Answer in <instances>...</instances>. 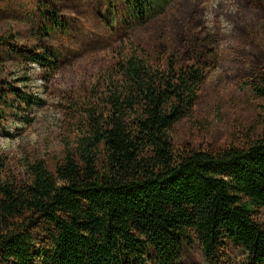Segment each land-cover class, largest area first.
I'll return each mask as SVG.
<instances>
[{"label":"trees","instance_id":"trees-1","mask_svg":"<svg viewBox=\"0 0 264 264\" xmlns=\"http://www.w3.org/2000/svg\"><path fill=\"white\" fill-rule=\"evenodd\" d=\"M31 1L36 44L0 34V122L38 103L9 80L6 62L35 64L47 81L63 63L49 41L80 21L63 12L82 14L88 0ZM97 1L130 29L169 2ZM242 1L259 16L243 73L259 107L255 137L242 147L176 146L172 132L196 105L213 40L200 28L186 39L178 22L171 51L149 52L143 36L164 29L143 28L69 92L58 157L26 163L17 176L0 153V264H264V0ZM10 4L6 13L27 18Z\"/></svg>","mask_w":264,"mask_h":264},{"label":"rangeland","instance_id":"rangeland-1","mask_svg":"<svg viewBox=\"0 0 264 264\" xmlns=\"http://www.w3.org/2000/svg\"><path fill=\"white\" fill-rule=\"evenodd\" d=\"M17 1L27 18L17 20L6 13L16 6L10 4L12 0H0V34H15L17 44L32 47L36 44L33 29L39 24L38 10L31 0ZM86 2L82 14L76 11V6L63 12L70 21L76 18L80 21L69 26L70 36H57L49 41L63 68L60 65L55 72H46L47 81L42 77L44 71L35 64L6 62L9 80L38 99L32 110L15 111L19 117L28 116V122L14 115L0 122V153L7 157L17 176L26 163L59 156L62 141L67 138L60 130L62 108L77 84L95 78L113 60L114 50L130 35L138 36L143 28L164 29L162 37L144 35L141 42L144 49L157 52L163 46L171 51L174 47L171 30L178 22L184 26L186 39L192 30L200 28L211 36L213 43L196 105L175 126L174 144L242 147L255 137L259 107L250 96L243 73L252 48L250 39L258 25L256 10H249L242 0H169L162 14L143 27L130 29L133 26L123 25L116 18L110 20L108 10L97 0ZM176 46L181 49L179 43ZM260 213L264 220V210Z\"/></svg>","mask_w":264,"mask_h":264}]
</instances>
